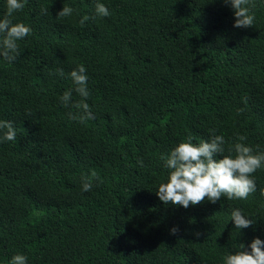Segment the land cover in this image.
<instances>
[{
    "label": "trees",
    "instance_id": "1",
    "mask_svg": "<svg viewBox=\"0 0 264 264\" xmlns=\"http://www.w3.org/2000/svg\"><path fill=\"white\" fill-rule=\"evenodd\" d=\"M23 2L11 19L32 33L15 61L0 56V120L17 133L0 142V264L18 253L27 264H224L264 240V167L245 200L184 208L156 195L169 171L161 155L189 135L199 143L214 129L224 155L238 135L264 152V0L246 5L249 28L234 27L226 0ZM63 6L72 15L56 17ZM79 64L95 116L84 122L60 99L69 89L82 99L69 75ZM236 208L252 226L235 228Z\"/></svg>",
    "mask_w": 264,
    "mask_h": 264
},
{
    "label": "clouds",
    "instance_id": "2",
    "mask_svg": "<svg viewBox=\"0 0 264 264\" xmlns=\"http://www.w3.org/2000/svg\"><path fill=\"white\" fill-rule=\"evenodd\" d=\"M234 10L236 28L253 27L255 16L250 8L246 7L249 0H226ZM23 0H7V14L0 20V56L9 61H15L20 55L18 41L31 35L32 29L23 22H12L14 12L24 8ZM74 9L63 6L56 17H68ZM48 13V9H42ZM95 13L99 17L110 16L109 9L105 4L97 2ZM90 17L85 16L80 20L83 26ZM63 75V69H57ZM70 78L76 86L74 91L82 98L72 102V89L65 91L60 97L62 104L77 109V113H69L72 120L95 119V116L86 102L90 96L87 87L88 75L83 64L77 65L70 73ZM212 135L209 139H201L199 143H193L194 137L187 136L186 140L173 147L167 155L162 154L161 159L165 162L168 177L167 182L161 183L156 191L158 198L164 203L188 208L201 204L207 198L211 203H216L221 197L228 200H245L257 190L254 173L264 167V152H254V149L243 143L247 138L238 135L240 142L235 143L228 149V155H224L225 139L223 135H216L215 130H210ZM0 142L14 141L16 129L12 121L0 120ZM235 153L233 155L232 153ZM142 165V161H140ZM95 177L96 173H92ZM92 182L85 178L82 183L83 191H90ZM231 220L235 228L244 229L253 225V220L246 217L239 208L231 212ZM179 229L173 227L170 234L175 235ZM199 236V233H195ZM239 250L234 254L224 256V264H264V240L254 238L246 247L238 245ZM9 264H27V257L23 254H15Z\"/></svg>",
    "mask_w": 264,
    "mask_h": 264
}]
</instances>
